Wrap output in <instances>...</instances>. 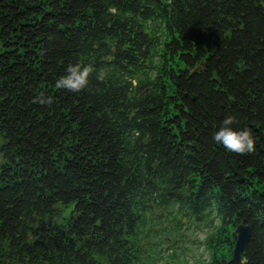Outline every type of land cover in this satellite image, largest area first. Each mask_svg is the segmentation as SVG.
<instances>
[{"label":"trees","instance_id":"trees-1","mask_svg":"<svg viewBox=\"0 0 264 264\" xmlns=\"http://www.w3.org/2000/svg\"><path fill=\"white\" fill-rule=\"evenodd\" d=\"M172 1L162 46L163 0H0V264H155L165 237L194 225L206 264H264V0ZM193 48L207 57L198 74L147 60ZM77 63L94 69L88 86L56 88ZM228 116L254 152L214 142ZM240 223L244 263L231 254Z\"/></svg>","mask_w":264,"mask_h":264},{"label":"flooded vegetation","instance_id":"flooded-vegetation-1","mask_svg":"<svg viewBox=\"0 0 264 264\" xmlns=\"http://www.w3.org/2000/svg\"><path fill=\"white\" fill-rule=\"evenodd\" d=\"M163 2L166 6H160L158 8L161 13L163 12V14L158 12L154 17V20L159 23V25L157 26L158 29H156L155 37L153 38V42L156 45L157 44L162 45L163 43L171 44L172 42V34L168 31L165 32V30L167 29V27H170L169 23H174L173 12L175 11L174 8L175 6L172 5L173 3L172 0H169V3H166L164 0ZM164 11H166V14ZM176 39L179 42V44L182 43L179 38L176 37ZM165 50L166 49H161L159 50L158 53H153L147 56V60L152 58L155 61V67H156L155 72L157 74H160L168 78L172 75L178 77L179 75L181 76L185 74L186 75L198 74L207 68V64H206L207 57H203L198 61L199 56L194 52L195 51L194 48L192 50L186 49L185 51L179 50V53L177 54L168 51V49L166 51ZM144 65L146 66V64ZM164 83L165 85L163 86L167 93L176 91V87L173 86L171 81H165ZM157 88L158 90H160L159 87ZM148 92H149V87L143 90V93H148ZM184 104L185 102H171V103L168 102L167 106L171 107V110H173L174 108L177 109L183 107L185 108ZM168 114L170 119L174 120V118H177L180 113L179 111L174 110V111H169ZM173 136L177 139V144H180L182 137L181 134L177 133L174 134ZM183 145L185 147H188L189 149L191 148L196 149L198 147L195 141H192L191 144L189 143V145L188 143H183ZM200 244L203 245L206 252H208L203 242H201Z\"/></svg>","mask_w":264,"mask_h":264},{"label":"clouds","instance_id":"clouds-1","mask_svg":"<svg viewBox=\"0 0 264 264\" xmlns=\"http://www.w3.org/2000/svg\"><path fill=\"white\" fill-rule=\"evenodd\" d=\"M94 71L91 65L70 64L65 75L55 82L58 89H66L71 92H79L85 89L89 83V77ZM234 118L226 117L221 126L215 131L213 140L226 151L236 154H247L255 151V140L248 129H235L232 127Z\"/></svg>","mask_w":264,"mask_h":264},{"label":"rangeland","instance_id":"rangeland-1","mask_svg":"<svg viewBox=\"0 0 264 264\" xmlns=\"http://www.w3.org/2000/svg\"><path fill=\"white\" fill-rule=\"evenodd\" d=\"M163 227L167 229L169 224L164 223ZM196 227L197 225H194L189 230L184 228L181 232L176 234L174 232L170 237L166 236L165 240L169 239V246H162V260L155 264H206L210 258L209 252H206L203 245L200 244L203 242L205 232L199 231ZM169 231L171 230L169 229ZM169 247L172 250H168ZM170 252L174 254L172 255ZM170 255L172 258L169 257Z\"/></svg>","mask_w":264,"mask_h":264},{"label":"water","instance_id":"water-1","mask_svg":"<svg viewBox=\"0 0 264 264\" xmlns=\"http://www.w3.org/2000/svg\"><path fill=\"white\" fill-rule=\"evenodd\" d=\"M166 3H169V0H164ZM261 45L264 48V37L261 42ZM111 59H105L106 62H109ZM179 195L178 191L170 192L167 191V196L169 198H176ZM233 237H234V246L232 250V261L233 262H245L244 252L246 250L247 244L249 242L251 236V227L249 225H245L240 223L235 226L233 230Z\"/></svg>","mask_w":264,"mask_h":264},{"label":"bare ground","instance_id":"bare-ground-1","mask_svg":"<svg viewBox=\"0 0 264 264\" xmlns=\"http://www.w3.org/2000/svg\"><path fill=\"white\" fill-rule=\"evenodd\" d=\"M188 154V152H186Z\"/></svg>","mask_w":264,"mask_h":264}]
</instances>
